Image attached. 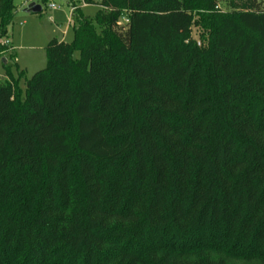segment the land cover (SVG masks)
I'll list each match as a JSON object with an SVG mask.
<instances>
[{"label": "trees", "instance_id": "obj_1", "mask_svg": "<svg viewBox=\"0 0 264 264\" xmlns=\"http://www.w3.org/2000/svg\"><path fill=\"white\" fill-rule=\"evenodd\" d=\"M68 2L24 88L2 64L0 264H264V3Z\"/></svg>", "mask_w": 264, "mask_h": 264}, {"label": "rangeland", "instance_id": "obj_2", "mask_svg": "<svg viewBox=\"0 0 264 264\" xmlns=\"http://www.w3.org/2000/svg\"><path fill=\"white\" fill-rule=\"evenodd\" d=\"M79 6L84 15L94 20L97 10L96 6L82 5L81 0H73ZM239 1V0H237ZM264 3V0H259ZM35 2L42 7L41 12L33 13L25 11L28 3ZM15 10L12 23L7 30V37L13 45V56L6 64L10 66L14 77H18L19 72L23 75L19 85L24 88L25 79L31 77L36 71L43 69L46 65L45 46L51 39L71 42L73 39V19L71 15V5L68 0H13ZM55 4L51 8L50 4ZM223 10H233L230 7V0H217ZM191 38L199 40L197 30L193 27ZM2 56V55H0ZM8 57V56H7ZM0 59V83H3L5 76Z\"/></svg>", "mask_w": 264, "mask_h": 264}, {"label": "water", "instance_id": "obj_3", "mask_svg": "<svg viewBox=\"0 0 264 264\" xmlns=\"http://www.w3.org/2000/svg\"><path fill=\"white\" fill-rule=\"evenodd\" d=\"M25 10L27 12L37 13V12H41L42 7L40 4H36L35 2H31V3H28L26 5ZM3 62H5V60H3Z\"/></svg>", "mask_w": 264, "mask_h": 264}, {"label": "built area", "instance_id": "obj_4", "mask_svg": "<svg viewBox=\"0 0 264 264\" xmlns=\"http://www.w3.org/2000/svg\"><path fill=\"white\" fill-rule=\"evenodd\" d=\"M49 6H50L51 8H55V7H56L55 4H53V3L50 4ZM120 22H127V18L122 17ZM0 43H1L2 45L9 46V45H10V40H9L8 37H5V38L0 39Z\"/></svg>", "mask_w": 264, "mask_h": 264}, {"label": "crops", "instance_id": "obj_5", "mask_svg": "<svg viewBox=\"0 0 264 264\" xmlns=\"http://www.w3.org/2000/svg\"><path fill=\"white\" fill-rule=\"evenodd\" d=\"M84 5V4H82ZM26 11V10H25ZM59 41H62V40H59ZM10 47H11V54H13V45H12V42L10 41ZM14 55V54H13ZM9 56V54L7 55ZM0 59H2V64H6L7 62H9L10 59H7L5 56H0ZM3 60H5V62H3ZM14 61V58L12 59ZM10 63V62H9ZM14 63H16V61H14ZM16 67H18L17 63H16ZM3 68V67H1ZM19 68V67H18ZM20 69V68H19ZM19 71H22L24 73V70L20 69Z\"/></svg>", "mask_w": 264, "mask_h": 264}]
</instances>
